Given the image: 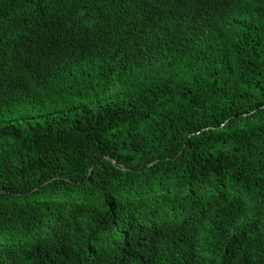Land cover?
<instances>
[{
    "label": "trees",
    "instance_id": "trees-1",
    "mask_svg": "<svg viewBox=\"0 0 264 264\" xmlns=\"http://www.w3.org/2000/svg\"><path fill=\"white\" fill-rule=\"evenodd\" d=\"M0 264H264V0H0Z\"/></svg>",
    "mask_w": 264,
    "mask_h": 264
}]
</instances>
